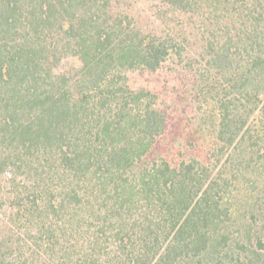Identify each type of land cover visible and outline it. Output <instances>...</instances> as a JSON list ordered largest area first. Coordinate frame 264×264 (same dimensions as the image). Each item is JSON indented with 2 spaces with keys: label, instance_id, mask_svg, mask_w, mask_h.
Wrapping results in <instances>:
<instances>
[{
  "label": "trees",
  "instance_id": "16d2710c",
  "mask_svg": "<svg viewBox=\"0 0 264 264\" xmlns=\"http://www.w3.org/2000/svg\"><path fill=\"white\" fill-rule=\"evenodd\" d=\"M125 1L0 0V264H264V0H135L160 36ZM189 45L207 147L149 162L168 120L125 72Z\"/></svg>",
  "mask_w": 264,
  "mask_h": 264
},
{
  "label": "rangeland",
  "instance_id": "374dc122",
  "mask_svg": "<svg viewBox=\"0 0 264 264\" xmlns=\"http://www.w3.org/2000/svg\"><path fill=\"white\" fill-rule=\"evenodd\" d=\"M120 9L133 18V23L144 32L167 35L171 28H178L180 20L170 9L157 1L138 2L126 0ZM192 40H189V44ZM190 55L178 59L175 56L167 59L155 72L127 71L125 76L129 87L133 90H147L156 96V107L168 120L165 132L156 140L154 147L145 160L157 161L165 159L171 165L201 155L207 145L197 132L201 123L199 118L200 100L196 95V70L201 69L204 59L197 56L199 51L195 45H189ZM79 68L75 57L62 60L57 71L74 74ZM1 219V217H0Z\"/></svg>",
  "mask_w": 264,
  "mask_h": 264
}]
</instances>
